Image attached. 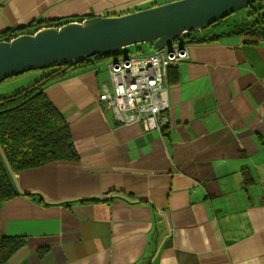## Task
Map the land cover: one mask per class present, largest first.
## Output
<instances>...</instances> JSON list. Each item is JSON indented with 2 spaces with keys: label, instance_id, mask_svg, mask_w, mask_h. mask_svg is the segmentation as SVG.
Segmentation results:
<instances>
[{
  "label": "crops",
  "instance_id": "obj_1",
  "mask_svg": "<svg viewBox=\"0 0 264 264\" xmlns=\"http://www.w3.org/2000/svg\"><path fill=\"white\" fill-rule=\"evenodd\" d=\"M171 1L0 0V33ZM185 47L162 133L117 124L99 101L109 61L44 88L78 159L13 174L20 194L2 204L0 230L25 244L5 264H264V41Z\"/></svg>",
  "mask_w": 264,
  "mask_h": 264
},
{
  "label": "water",
  "instance_id": "obj_2",
  "mask_svg": "<svg viewBox=\"0 0 264 264\" xmlns=\"http://www.w3.org/2000/svg\"><path fill=\"white\" fill-rule=\"evenodd\" d=\"M262 1L173 0L119 16L42 27L33 34L0 41V82L33 70L73 67L95 55L116 57L123 49L141 44L150 43L159 51L185 33L200 32Z\"/></svg>",
  "mask_w": 264,
  "mask_h": 264
},
{
  "label": "trees",
  "instance_id": "obj_3",
  "mask_svg": "<svg viewBox=\"0 0 264 264\" xmlns=\"http://www.w3.org/2000/svg\"><path fill=\"white\" fill-rule=\"evenodd\" d=\"M246 8L250 9L247 17L253 19L251 22L244 24L241 21H235L230 24V29H226L227 24H225L222 26L223 32L204 40L194 38L195 32L185 33L181 37L182 43L185 45L188 42L217 41L220 37L231 35L246 36L253 41H264V1L254 2ZM90 17L92 16H88ZM75 20L82 21L83 19ZM72 21L73 19L50 22L33 21L19 31L0 33V41H9L26 30L28 34H33L42 27H59ZM149 45L152 46L150 43ZM138 46L140 45L131 46V48L138 49ZM128 48L120 51L116 57L95 55L73 67L65 65L40 70L41 76L32 84L10 95L0 97V208L2 204L20 194L14 183L13 174L52 162L78 159L68 124L62 114L47 99L43 92L44 88L65 79L78 69H85L132 53L131 48L127 50ZM243 178L245 182L250 181L245 172ZM26 195L33 197L30 194ZM84 201L85 199L79 202ZM24 244L23 237H9L0 230V264H5L10 256Z\"/></svg>",
  "mask_w": 264,
  "mask_h": 264
},
{
  "label": "built area",
  "instance_id": "obj_4",
  "mask_svg": "<svg viewBox=\"0 0 264 264\" xmlns=\"http://www.w3.org/2000/svg\"><path fill=\"white\" fill-rule=\"evenodd\" d=\"M181 37L162 50L130 53L107 63L111 91L100 95L99 101L112 111L117 124H140L144 132L162 133L170 109L168 69L188 57Z\"/></svg>",
  "mask_w": 264,
  "mask_h": 264
},
{
  "label": "rangeland",
  "instance_id": "obj_5",
  "mask_svg": "<svg viewBox=\"0 0 264 264\" xmlns=\"http://www.w3.org/2000/svg\"><path fill=\"white\" fill-rule=\"evenodd\" d=\"M249 11H250V9H247L246 7L243 9H240V10L236 11L234 14L224 18L223 20H219L215 25H212V26L208 27L207 29H204L200 32H195V33H201V32L206 33V31L215 30V34H217V33L223 32L221 30V28H223L222 26L225 24H227L226 29H230V24L235 22V21H241L244 24L247 22H251L253 19L250 17H247V13ZM221 38L222 37H220V39ZM138 47H140V46H138ZM130 48H128L127 50H130ZM143 51L144 50H142V48L140 50H139V48L136 49L135 47L131 48V52L135 53V54H140ZM40 76H41L40 70H33V71L26 72V73L18 75V76L8 78V79L0 82V97L10 95V94L22 89V88H25L26 86L32 84Z\"/></svg>",
  "mask_w": 264,
  "mask_h": 264
}]
</instances>
